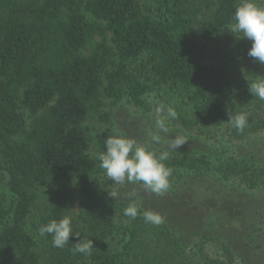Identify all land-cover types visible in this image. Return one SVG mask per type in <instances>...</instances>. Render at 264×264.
Instances as JSON below:
<instances>
[{
    "label": "trees",
    "instance_id": "obj_1",
    "mask_svg": "<svg viewBox=\"0 0 264 264\" xmlns=\"http://www.w3.org/2000/svg\"><path fill=\"white\" fill-rule=\"evenodd\" d=\"M240 1L0 0V178L9 194L0 197V264H124L118 228L93 192L102 169L85 123H109L106 108H144L148 95L168 90L193 108L185 126H223L237 88L202 57ZM238 46L248 55L251 46ZM164 163L172 172L188 167L183 158ZM240 172L235 165L225 174ZM76 196L81 237L55 248L38 229L68 215ZM142 222L137 216L136 229ZM82 236L93 240L91 255L71 251Z\"/></svg>",
    "mask_w": 264,
    "mask_h": 264
},
{
    "label": "rangeland",
    "instance_id": "obj_2",
    "mask_svg": "<svg viewBox=\"0 0 264 264\" xmlns=\"http://www.w3.org/2000/svg\"><path fill=\"white\" fill-rule=\"evenodd\" d=\"M142 1L156 6L162 0ZM256 2L264 6L263 0ZM236 35L229 30L218 34L207 43L202 61L223 69L237 88L230 111L249 116L242 133L228 122L219 128L185 126L183 119L193 118V108L185 96L168 90L148 95L144 108L127 101L106 108L111 113L109 123L95 116L85 123L93 136L92 158L104 149V141L114 128L157 155L168 149V142L176 136L187 140L179 149L171 150L170 157L188 160V167L172 172L171 186L163 196L139 184L114 185L103 170L95 177L93 192L102 211L118 228L114 246L125 252L124 264H206L208 259L223 264H264V100L253 97L246 79L264 75V63L244 54L238 43L251 46V42ZM160 105L173 107L177 118L169 121L170 131L160 133L157 144L150 141L149 132L156 131L155 109ZM97 133L104 135L103 143L97 140ZM235 165L241 172L227 176V168ZM109 190L118 191V198L110 197ZM132 191L136 196L128 195ZM8 195L5 180L0 178V197L8 199ZM130 203H136L141 213L152 210L161 214L164 223H145L140 215L143 222L136 229V218L124 215ZM80 206L81 198L76 196L68 214L74 217L76 230L81 229ZM132 231L137 232L136 238ZM130 244L127 251L125 246ZM41 248L44 252L48 249L44 245Z\"/></svg>",
    "mask_w": 264,
    "mask_h": 264
},
{
    "label": "clouds",
    "instance_id": "obj_3",
    "mask_svg": "<svg viewBox=\"0 0 264 264\" xmlns=\"http://www.w3.org/2000/svg\"><path fill=\"white\" fill-rule=\"evenodd\" d=\"M233 23L227 30L236 35L237 39H247L251 42L248 56L255 61L264 63V6L257 4L256 0H241L233 13ZM249 91L254 98L264 100V75H256L249 79ZM155 132H149L150 141L159 143L160 133H168L169 121L177 118L173 107L160 105L155 109ZM228 123L238 132H243L249 123V116L240 111L228 112ZM182 136H176L168 142V149L158 155L149 147L138 143L135 139L126 136L118 129L104 141V149L95 153L94 158L99 161V167L104 171L108 180L114 185L139 184L148 192L163 196L170 188L172 169L164 163L170 157L171 150H177L186 143ZM106 149V150H105ZM130 197L136 196L135 191L128 193ZM109 196L117 199L118 191L109 190ZM124 215L135 219L142 215L145 223L159 226L164 223V217L152 210L142 213L136 203H130L124 210ZM74 217L65 215L61 219H53L39 227L40 236L51 235L52 246L64 248L75 235L81 237L79 231L74 230ZM94 245L92 239H79L74 243L71 251L75 254L91 255Z\"/></svg>",
    "mask_w": 264,
    "mask_h": 264
}]
</instances>
